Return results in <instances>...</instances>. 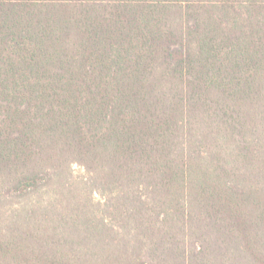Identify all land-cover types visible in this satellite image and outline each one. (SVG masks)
Masks as SVG:
<instances>
[{"label": "trees", "instance_id": "16d2710c", "mask_svg": "<svg viewBox=\"0 0 264 264\" xmlns=\"http://www.w3.org/2000/svg\"><path fill=\"white\" fill-rule=\"evenodd\" d=\"M0 264H264V0H0Z\"/></svg>", "mask_w": 264, "mask_h": 264}, {"label": "rangeland", "instance_id": "374dc122", "mask_svg": "<svg viewBox=\"0 0 264 264\" xmlns=\"http://www.w3.org/2000/svg\"><path fill=\"white\" fill-rule=\"evenodd\" d=\"M75 169L77 173H82L84 170H82V168L78 165H75Z\"/></svg>", "mask_w": 264, "mask_h": 264}]
</instances>
